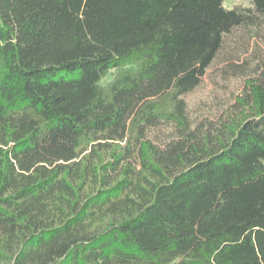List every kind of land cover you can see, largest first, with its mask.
Masks as SVG:
<instances>
[{"label":"trees","instance_id":"trees-1","mask_svg":"<svg viewBox=\"0 0 264 264\" xmlns=\"http://www.w3.org/2000/svg\"><path fill=\"white\" fill-rule=\"evenodd\" d=\"M224 1L0 0V264H264V61L185 101L264 43V0Z\"/></svg>","mask_w":264,"mask_h":264},{"label":"rangeland","instance_id":"rangeland-1","mask_svg":"<svg viewBox=\"0 0 264 264\" xmlns=\"http://www.w3.org/2000/svg\"><path fill=\"white\" fill-rule=\"evenodd\" d=\"M225 8L235 5L251 6L250 0H225ZM264 61V43L253 40L240 29L226 37L222 48L206 69L196 88L185 96L187 110L195 124L203 118L215 119L234 96L242 89L244 79L250 75L257 62ZM110 70L102 79L106 84L112 78ZM168 134L165 127L156 128L152 134L162 139Z\"/></svg>","mask_w":264,"mask_h":264}]
</instances>
